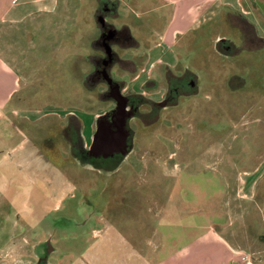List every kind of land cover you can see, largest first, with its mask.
Instances as JSON below:
<instances>
[{
  "label": "rangeland",
  "instance_id": "374dc122",
  "mask_svg": "<svg viewBox=\"0 0 264 264\" xmlns=\"http://www.w3.org/2000/svg\"><path fill=\"white\" fill-rule=\"evenodd\" d=\"M248 1L252 19L231 15L236 25L229 24L224 15L236 14L228 9L210 30L196 32L197 37L190 33L172 47L177 57L176 75L169 78L173 89L167 86L157 102L143 95L145 101L137 104L141 116L128 121L129 153H122L126 157L113 170L102 166L103 159L80 160L76 151L91 146L98 121L103 115L112 118L115 108L104 72L97 74L99 60L106 57L104 70L128 99L133 95L130 80L147 65L150 31L141 28L134 13L142 8L131 12L119 5L115 16L105 10L89 13L88 0H83L67 34H54L53 16L45 20V30H39L45 47H30L35 60L26 65L34 76L17 93L20 110L31 116L14 120V143L25 136L18 152L26 160L13 170H0V264H150L181 241L165 239L155 253L159 240L154 228L177 235L181 219H212L191 205L187 213L175 210L177 221L171 225L165 224V213L152 210L166 204L170 191L165 184L171 183L185 186L189 200L215 202V170H252L264 155V0ZM63 22L68 26L64 17ZM105 22L120 35L118 43L112 32L102 31ZM220 38L233 47L218 46ZM36 52L40 59L32 55ZM165 67L152 69L144 90L155 94L164 89ZM148 99L164 105L153 107L145 103ZM86 113H96L88 143L80 132L79 116ZM143 120L152 123L145 127ZM156 170L179 172L174 180L159 181ZM180 193L174 191L175 203Z\"/></svg>",
  "mask_w": 264,
  "mask_h": 264
},
{
  "label": "crops",
  "instance_id": "0c3cea01",
  "mask_svg": "<svg viewBox=\"0 0 264 264\" xmlns=\"http://www.w3.org/2000/svg\"><path fill=\"white\" fill-rule=\"evenodd\" d=\"M106 1L88 0L89 13L92 12L91 10H96V13L105 10L109 14H118L119 5L131 12H134L135 6L142 8V11L134 13L141 28L150 31V36L148 34L149 37H145L146 43L148 42L149 58L146 67L135 72L129 85L133 94L155 96L156 102L165 94L167 86L169 87V78L176 75L172 68L176 65L177 57L173 54L172 47L181 38L189 36L190 33L195 37L204 34L206 30L217 25V16L225 14L228 9L235 10L236 14L233 15V12L228 11V15H224L229 24L236 25L228 19L231 15L238 18L245 17L246 21L248 18L252 19L248 0H109L108 2L116 3L112 7ZM82 8H84L83 0H0V170H13L15 163H22L25 159L22 158V153L18 152L24 145L25 136H21L15 143L13 136L16 127L14 120L31 117L20 110L22 99L17 96L21 87L34 76L26 69V65L35 60V58L30 59L31 52H35L30 47H35L37 50L43 44L45 47L46 43L40 40L39 30H45L47 18L53 16L54 34L59 31L67 34L75 25ZM165 14L166 17L161 23ZM63 17L68 22V26H64ZM217 39L219 38L216 35L215 40ZM32 55L40 59L37 52ZM52 58L43 57L42 62L45 63ZM157 64L166 65L167 80L164 89L154 94L144 90L143 86ZM84 78L89 77L86 74ZM140 110L143 111L141 108ZM79 117L80 132L82 137L86 138V142L84 139L83 142L88 143V137L91 138L94 130L96 113H86L83 118ZM151 123V120L142 121L145 127ZM72 142L75 143L71 140V144ZM73 146L75 147V144ZM178 172L179 170H156L153 175L159 174L161 177L156 176L159 181L174 180ZM215 172L217 201L204 200L203 205L201 201L189 200L183 194L185 186L180 185L179 188V185L165 184L164 190L170 191L167 195L168 200L166 204L156 205L152 210L158 216L162 213L167 215L168 220L165 224L175 225L174 222L177 221L175 210L187 213L191 205L194 212L201 216L210 214L212 219L210 221L203 219L202 223L181 219L184 223L183 231L181 229L180 234L177 235L172 232L174 236L159 227L154 228L159 240L155 253L165 246V239L177 238L181 241L175 249L169 250L165 258L150 264H238L243 253L252 256V261L246 264H264V155L252 170H215ZM156 181L155 189L160 191L161 186L158 185L160 182ZM175 190L182 192L180 196L178 195L176 203L173 196ZM210 197V194L204 196L205 199ZM192 227L196 228L193 233L190 231Z\"/></svg>",
  "mask_w": 264,
  "mask_h": 264
},
{
  "label": "flooded vegetation",
  "instance_id": "af4514ba",
  "mask_svg": "<svg viewBox=\"0 0 264 264\" xmlns=\"http://www.w3.org/2000/svg\"><path fill=\"white\" fill-rule=\"evenodd\" d=\"M109 25H110V23L105 22L103 27H102V31L106 34L112 32V35L110 36L111 39L115 40V42L118 43V39L120 38V35L118 34V32L112 31L114 29L111 28ZM106 34H104V36H106ZM103 43L106 44L105 40H103ZM231 45H232V43H231ZM232 47H233V45H232ZM104 57H102L99 60V64L97 66V71H98L97 74H103V72L105 71L103 68L104 67L103 63H102V61L106 58V57L105 58ZM114 58H115V56H114ZM114 60H116V59H114ZM189 87L190 86H188V88ZM164 98H165V100H168L169 96H165ZM134 99H130V100L128 99L127 108L129 110H131L132 112L134 111L133 116L139 117L140 109H139V105H137L139 103H136ZM149 105L154 107L155 105L159 106L160 104L153 101L152 103H149ZM100 121H104L105 123H107V124L109 123L111 125H113V123H114L113 119L111 117H108V116L101 118L99 120V122ZM99 137L97 136L96 141L93 140L94 143L92 141L91 146H89L88 148L76 151L77 152L76 155L78 156V158L80 160L81 159L82 160H93L95 157L100 159V160L103 159L104 164L102 166L103 167L108 166L107 169L113 170V169H115L116 166L119 165V163L124 159L125 156L122 154V151L119 148H117L115 141H114L115 143L113 141L110 142L109 140H105V138H103L101 140ZM131 141H132V132H131V130H129V134H128V137L126 140L127 146L131 144ZM44 255H46V253ZM44 255H43V257H44Z\"/></svg>",
  "mask_w": 264,
  "mask_h": 264
},
{
  "label": "water",
  "instance_id": "95a60500",
  "mask_svg": "<svg viewBox=\"0 0 264 264\" xmlns=\"http://www.w3.org/2000/svg\"><path fill=\"white\" fill-rule=\"evenodd\" d=\"M104 77L110 87L108 95L115 101V108L112 114L114 123L111 125L104 121H98L94 141H96L97 136H100L99 138L101 140L105 138V140H109L110 142L115 141L116 143H114L117 145V148H119L123 154H126L128 150L126 140L129 134L128 121L133 116V112L127 108L128 97L121 93L119 85L113 81L106 70L104 71ZM160 103V105H164L163 101Z\"/></svg>",
  "mask_w": 264,
  "mask_h": 264
},
{
  "label": "trees",
  "instance_id": "16d2710c",
  "mask_svg": "<svg viewBox=\"0 0 264 264\" xmlns=\"http://www.w3.org/2000/svg\"><path fill=\"white\" fill-rule=\"evenodd\" d=\"M223 46V45H225V46H230L231 45V43L230 42H227L225 39H221L219 42H218V46ZM189 86H190V84H189ZM169 88H170V92H171V90L173 89V87H172V85H169ZM190 88V87H189ZM135 98V99H134ZM144 98V96L142 95V94H133L132 96H130L129 97V100L130 99H134L135 100V102L136 103H139L140 104V102H142L143 103V101H145V100H142ZM145 99V98H144ZM140 101V102H139ZM151 101V102H150ZM153 101L152 100H147L145 103H152ZM103 117H105L104 115L101 117V118H103ZM100 118V119H101ZM130 130V129H129Z\"/></svg>",
  "mask_w": 264,
  "mask_h": 264
},
{
  "label": "built area",
  "instance_id": "2783aa9c",
  "mask_svg": "<svg viewBox=\"0 0 264 264\" xmlns=\"http://www.w3.org/2000/svg\"><path fill=\"white\" fill-rule=\"evenodd\" d=\"M252 261V256L249 253H243L238 264H246Z\"/></svg>",
  "mask_w": 264,
  "mask_h": 264
}]
</instances>
